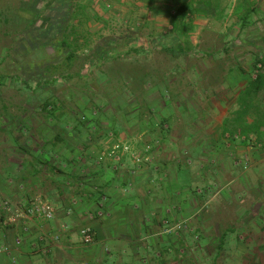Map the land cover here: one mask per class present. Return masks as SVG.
I'll use <instances>...</instances> for the list:
<instances>
[{"label": "rangeland", "instance_id": "1", "mask_svg": "<svg viewBox=\"0 0 264 264\" xmlns=\"http://www.w3.org/2000/svg\"><path fill=\"white\" fill-rule=\"evenodd\" d=\"M111 1L0 0V179L8 181L22 178L16 173L14 165L18 159L13 163L9 160L13 156L12 152L20 151L22 143L34 133L42 132L50 140L57 133L62 135L65 141L54 144L57 147L66 145L68 138L83 146L79 140L85 132L81 123L82 102L92 96L98 103L109 89L114 94L121 91L120 84L111 89V85L104 82L101 72L107 77L115 75L112 79L115 82L119 76L115 74L118 66L124 72L133 68H139L140 71L142 68L143 72L156 69L162 74L173 73V64L177 63L182 66L181 72L183 68L185 70L181 73L183 78L178 77L174 85L182 87L180 89L190 115L178 116L180 112L177 110V118L171 115L168 138L162 139L159 126L147 127L135 117L127 122L122 111L110 102L107 106L101 103L97 104L99 107H94L96 112L93 116L98 117L100 125H93L95 129L102 127L97 133L103 135L95 134L96 138L89 143L106 140L108 145L117 146L114 152H129L127 150H140L144 147L152 149L167 144L165 153L168 154L172 137L173 166L167 165V169L172 171L173 223L170 225L167 221L162 222L161 226H155L162 231L155 239L160 238L162 241L154 243L146 239V249L112 250L109 245L100 244L93 247V257L99 259V264H264V148L257 144L264 139L263 92L255 100L261 116H256L248 109L244 111L242 107L235 109V98L240 89L235 84L238 73L245 77L255 74L256 69L252 65L254 55L258 53L257 48L253 47L255 40L244 31L236 37L232 33L222 35L225 26L231 27L230 23L233 22L231 16H228L232 4L226 2L223 5L222 2L224 11L218 18L213 17L214 12L209 14V11L195 14V27L189 33L190 54L184 58L173 57V48L183 50L184 38L173 33L168 21H153L155 16L151 11L146 10L144 13L145 10L139 7L114 8ZM163 17L167 20V13ZM223 22H227V25L224 26ZM64 33L69 34L70 38L74 37L73 51L76 55L70 68L72 74L65 79L61 75L64 63L57 62L63 58L66 49L59 52L53 49L54 45L44 46L45 42H41L47 37L63 38ZM256 43L263 45L262 41ZM224 46L228 51L219 50ZM132 48L139 52H133ZM205 53H210V57L205 56ZM236 65L239 67L235 68ZM225 66L232 67L234 72L224 71ZM194 70L201 73L196 74ZM165 76L173 91V74ZM223 78L228 80V86L232 85L230 89L217 87ZM161 80L162 77L154 80L148 76L146 82L142 83L144 91L148 87L150 89L154 82L162 86L165 81ZM211 86L215 87L210 90ZM164 90L160 92L164 95L161 102L166 101V105H160L153 112L158 122L162 117L170 116L173 111V105L169 106L168 93ZM157 94L158 91L154 94L149 92L145 97L151 99ZM45 99L56 103L54 112L50 114L55 115V119L45 117V111L37 109ZM134 100L130 97L126 102L132 106ZM91 107L87 105V108ZM127 109L130 108L126 107L125 112ZM195 109H200L201 114L197 119H191ZM84 111L91 113L89 109ZM112 111L117 133L111 130L114 128ZM203 112L209 114L205 113L204 117ZM32 114L44 118V121H34L36 125L31 128L23 124L26 121L23 117ZM133 115L135 113L131 117ZM56 120H60L56 128L48 127V122L55 124ZM17 124L23 126L18 128ZM72 124H76V130H72ZM201 129L219 131L221 140L226 144L227 154L231 153L230 159L226 155V161L219 165L192 168L194 161L186 157L192 145L186 136L187 132L188 135L195 134V140L214 139L197 134ZM32 143L28 140L27 147L36 146ZM68 143L72 144V141ZM238 145L242 148H237ZM252 160H256V163ZM56 161L64 160L58 158ZM218 170L221 173L216 177ZM163 186L169 190L166 182ZM47 201L53 208L60 205L52 199ZM203 202H206L204 206ZM19 209L21 211L23 208ZM148 219L152 220L148 216L142 220ZM250 227L257 234L248 231ZM142 233L146 235L144 230ZM73 237L74 248L67 252L73 257L77 252L80 253L76 255L77 258L84 256L81 250H87L93 245L84 243L77 232L73 233ZM219 240H222L220 245ZM134 253H138V256ZM67 264L87 263L75 258V262L67 261Z\"/></svg>", "mask_w": 264, "mask_h": 264}, {"label": "crops", "instance_id": "2", "mask_svg": "<svg viewBox=\"0 0 264 264\" xmlns=\"http://www.w3.org/2000/svg\"><path fill=\"white\" fill-rule=\"evenodd\" d=\"M174 1L176 0H167L166 4L165 0H112L111 4L114 8L122 9L139 7L140 10H145L144 13L150 10L155 16L153 21L170 23L169 13ZM221 1L223 5L226 2L232 4L228 16L233 21L230 23L231 27L227 28V22H223L225 30L222 35L232 33L236 37L244 31L255 42L262 41L264 47V0ZM239 8L253 9L248 25L242 30L239 29ZM164 12L167 13V20L163 17ZM128 17L129 15L126 16L127 22ZM169 27L171 29V23ZM260 54L264 55V51ZM238 67L236 65L235 68ZM229 68L225 66L224 71ZM228 71L234 72V69ZM238 74L235 84L241 87L247 77ZM227 81L223 78L222 84L219 82L217 87H232L231 84L227 85ZM205 113L207 112H203L204 117ZM199 133L202 134L201 137L214 139L195 140V134H190L188 141L192 145L186 156L194 161L192 168L203 165L212 167L225 162L228 154L219 131L201 129L197 132ZM170 138L168 154L165 153L167 144L157 145L152 149L144 147L115 153L114 146L108 145L106 140H99L88 146L75 143L59 147L53 143L37 144L29 148L31 157L36 156L37 160L34 158L23 162L18 156L10 157V163L18 159L14 165L16 173L22 178L8 181L0 179V264H67V261L75 262V258L84 260L87 264H99V259L93 257V247L96 245L107 244L112 250H140L147 248L146 239H151L154 243L162 241L160 238L155 239L162 233L155 226H161L162 222L167 221L170 225L173 223L172 171L167 169V165L173 166V140ZM32 140L40 142L33 137ZM237 148L242 146L238 145ZM230 157L231 153L228 159ZM58 158L64 161H56ZM136 158L139 161L136 162ZM252 161L256 163V160ZM153 162L155 165H152ZM219 173L220 170L215 176L218 177ZM165 182L169 190L163 186ZM38 197L60 203L54 208L53 218L24 215L25 209L19 211V208L26 207ZM205 204L203 202L202 206ZM147 216L152 220H142ZM87 226L93 231V240L89 244L93 246L81 250L84 256L77 258L76 255L80 254L77 252L73 257L67 252L74 248L73 233L80 234L81 229ZM253 229L250 227L248 231L254 232ZM142 230L146 235H143ZM134 254L138 256V253Z\"/></svg>", "mask_w": 264, "mask_h": 264}, {"label": "trees", "instance_id": "3", "mask_svg": "<svg viewBox=\"0 0 264 264\" xmlns=\"http://www.w3.org/2000/svg\"><path fill=\"white\" fill-rule=\"evenodd\" d=\"M221 2H222L221 0H176L173 2V7L171 9V12L169 13V21L171 23L173 33L184 38L183 50L178 51L175 48H173V50H172L173 57H176V56L180 57L181 56L184 58L190 54L191 45H190V34L189 33H191L195 27V20H194L195 14H202V13L204 14V13H207L209 11V13H211V14L214 12L212 14L213 17L218 18L221 16V14L224 11V8H223ZM193 5H196V6L193 8ZM238 11H240L238 13H239V18L241 20L240 25H239V29L242 30L243 28H245L248 25V23H249L248 19H249L251 12L253 11V9L252 8H250V9H247V8H245V9L241 8L240 9L239 8ZM193 13H194V15H193ZM73 38L74 37L70 38L69 34L64 33L63 38L57 37L55 39V38H51V37L48 38L47 37L45 41H41V42H45L43 44L44 46L48 45V44L54 45L53 49L57 50L59 52L62 51L63 48L66 49V53L63 56V58L57 62V63H59V62L64 63V71L61 72V75L64 77V79L71 76L72 71L70 70V68H71L73 62L75 61L74 57H76V55L74 54V51H73V49H74ZM253 47H255V48H257V50H259V53L254 55L255 57L253 59V64H252L254 69H256L255 74H254V76H252V74H248L244 83L240 87L238 94L236 95V108L235 109L242 107L243 109L245 108L244 111L248 109L249 111H252L253 114H255L256 116H261L262 114L260 115L259 105H257L255 103V100L258 98L259 93L261 91L263 92V96H264V55L260 54L264 51V47L262 44H260V43L258 44L256 42L253 43ZM194 49H195V47H194ZM223 49L228 51V48L225 46L220 48L219 50L221 51ZM131 50L135 53L139 52V50H137L135 48H132ZM166 50H169V49L166 48ZM201 52H204V50ZM201 54H203V53H201ZM209 54L210 53H207V55H206V53H205L204 55L210 57ZM181 67L182 66L177 65V63L173 64V73L167 72V73L161 74V71L159 72V70H156V69H154V71H152V72H150V71L143 72L144 70L142 68H140L141 69L140 71H139V68H133V70H131V71L127 70L124 72V70L118 66L115 69V72H116L115 74H117L119 76L115 82L112 81V79L115 78V75L113 77H111V76L107 77V75L105 73L101 72V74L103 76L102 78H105L104 82H108L111 85V89H112V86L115 85V87H116L117 85L120 84L121 91H120V93L114 94V92L109 89V92H107L105 94V96L102 95V97H100V100H98V103L96 102V100L92 96H90V98H87V100L82 102L83 108L80 107L83 110L82 115H81V118H82L81 123H82V129L85 130V132L82 133L84 135H81L79 138V140H81L83 142L82 145L88 146L89 143H91L90 141H92L96 138L95 134H97L98 136L103 135V134L97 133V131H99V129L101 130L102 127L99 129H95V127L93 125V123L96 125L97 124L100 125V123H98V120H97L98 117L93 116V114L96 112V110H94V107L96 108L101 103H103V105L107 106L108 104H110V102L114 103L117 110H119L120 112L122 111L121 114L126 116V117H124V119L127 122L128 121L130 122L131 119L133 117H135V118H138V122L144 123L145 125H147V127L157 128L159 126L160 131H161L160 134H162V139H165V137L168 138L169 137L168 132L171 129V126L168 122L171 121L172 116L173 117L175 116V118H177V114H175V111L177 110L178 112H180L178 114V116L190 115L189 109H187V106L185 103L186 102L185 96H183V91H182V89H180L182 87L178 88V86L176 87V85H174L175 82H177L178 77L183 78V75L181 73H183L185 69L183 68V72H181V70H182ZM228 70L231 71L232 68L230 67ZM194 72L196 74L201 73V72H197L196 70H194ZM165 74L166 75L167 74L168 75L173 74V91L171 90L169 83L166 82ZM148 76L152 77L154 80H155V78H161L162 77L163 80H161V81H163V82L165 81V83H163L162 86H160L161 83L154 82L153 85L150 86V89L148 87L144 91L145 87L142 83L146 82V79ZM160 87H161V89H160ZM163 90L168 93V96L170 98V101H169L170 105L169 106L173 105V111H171L172 114H170V116L168 115L167 117H162V119H160V121L158 122V118H156V116L153 114V112L155 111V108L159 109L160 105L162 107H164L166 105V101L164 103L161 102L162 101L161 98L164 95L161 94L160 92H162ZM155 91H158V94L156 96H154L153 98L149 99V98L145 97V96H148L149 92L154 94ZM110 92H112V94ZM119 95L123 96V97L121 98ZM130 97L135 99L134 100L135 104L132 106H129V103L126 102L128 99L130 100ZM172 97H173V100H172ZM55 104L56 103L51 102L48 99H45L40 104V106H38L37 109L45 111V115H44L45 117H50V118L55 119V115H50L54 112L55 106H57ZM87 105H89V106L91 105L92 107L87 108ZM60 106H62V103H60ZM63 107L66 108L67 106H63ZM73 107L78 108V106H73ZM126 107H129L130 109L129 110L127 109L128 111L125 112ZM85 109H89L91 113L90 114L86 113L84 111ZM70 113L72 114L71 110H70ZM132 113H135V115H133L131 117ZM200 114H201L200 109H195V110H193V113L191 114L192 116L190 118L191 119H197L200 116ZM111 116H112L111 118H112L113 125H114V119H115L114 111L111 112ZM25 118H26V121L23 122V124L25 123V125L27 127H31V128L34 125H36L37 122L41 123L44 121V118H40L38 115H35V114H32L30 116H24L23 120ZM227 119H229V118H227ZM225 120H223V121H225ZM34 121H36V123ZM58 122H60V120H56L55 124H51L50 122H48L47 124H48V127H50V128H56V125L58 126ZM21 123L22 122L20 120V124ZM18 125L19 124H17L18 128L23 126V125H19V126ZM72 125H71L72 130H76V124H72ZM225 125L227 126V123ZM116 128H117V125H114V128H112L111 130H113L115 133H117ZM104 130H105V128H104ZM257 130H258L257 132L259 133L258 126H257ZM186 136H188V137L190 136V135H188V132H187ZM32 137L37 139V140H40L41 143L37 142L36 140H32ZM258 137H260V133H259ZM67 138L68 137H66V139ZM28 140H29L30 144H31V142H33L32 143L33 145L46 144V143L57 144L58 142L62 143L63 140L65 141L64 137H62V135H59L58 133L55 134L54 136H52L51 140H50L46 136L42 135V132H40L39 134L34 133V135L30 136ZM28 140L26 142L22 143L23 148L20 149V151L14 150L12 152L13 156H16V157L18 156L20 159L23 160V162H25V160L31 161L34 158H35V160H37V157H34V158L31 157L32 153L30 151L31 149H29V148H32V147L31 146L27 147L26 143H28ZM69 140L72 141V144L75 143L77 145H80L79 142H77L76 140H74L72 138H68V140H66V144H70V143H68ZM257 144H260V146L264 148V139H263L262 143L260 141H258ZM24 148L26 150H24ZM25 155H30V157L26 158V157H24ZM21 157H24V159ZM33 201H34V199L32 200V202ZM30 204H31V202H29V204L26 207L25 206L23 207V209H25L24 211L27 210V208L29 207ZM83 228H88L90 230V233L92 234V238H93L92 228L89 226L83 227ZM221 237L222 236H220V238ZM221 241L222 240H219V243H218L219 245L222 243ZM159 256L161 257L162 255L159 253Z\"/></svg>", "mask_w": 264, "mask_h": 264}, {"label": "built area", "instance_id": "4", "mask_svg": "<svg viewBox=\"0 0 264 264\" xmlns=\"http://www.w3.org/2000/svg\"><path fill=\"white\" fill-rule=\"evenodd\" d=\"M115 148H117V146H115ZM136 160L139 161L138 158H136ZM23 214L36 215L45 219H51L54 216V208L47 200L38 197L31 202L26 211H23ZM80 234L84 243L88 244L92 242V234L88 228H82Z\"/></svg>", "mask_w": 264, "mask_h": 264}]
</instances>
